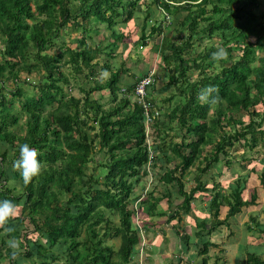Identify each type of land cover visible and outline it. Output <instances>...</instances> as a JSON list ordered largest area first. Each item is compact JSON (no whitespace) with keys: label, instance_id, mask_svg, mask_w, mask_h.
I'll use <instances>...</instances> for the list:
<instances>
[{"label":"trees","instance_id":"1","mask_svg":"<svg viewBox=\"0 0 264 264\" xmlns=\"http://www.w3.org/2000/svg\"><path fill=\"white\" fill-rule=\"evenodd\" d=\"M262 1L0 0V200L18 204L17 214L0 225V264H139V224L147 233L146 221L159 217L162 199L156 198V190L168 200L173 192L181 198L176 209L168 201L166 222H180L199 196L207 197L211 231L205 232V221L195 223L198 241H205L204 233L210 237L224 227L229 231L225 243L238 242L235 223L244 221L246 210L260 203L264 172L249 197L242 177L229 182L228 195L216 185L210 187L203 177L210 170L219 174L222 166L230 169V151L236 146L264 147ZM153 4L167 15V23H149ZM139 21L141 47L154 36L162 37L154 50L168 79L158 88L155 75L147 88L149 120L134 87L150 70L132 85L120 87L127 70L122 65L113 69L109 62L125 39V28L129 23L138 26ZM103 30L109 32L104 38L107 46L94 42ZM70 33L81 37L66 40ZM214 39L219 47L211 43ZM201 43L205 48L194 53ZM219 48L228 56L217 61L212 53ZM103 58L107 59L102 71L109 77L99 82L93 62ZM85 71L88 76H82ZM24 73L40 78L32 85L22 78ZM81 77L93 86L79 87ZM74 84L83 97L73 95ZM29 85L31 93L25 89ZM208 85L218 90L213 93L219 98L216 102L199 99ZM174 91L177 95L164 101L172 109L163 112L155 95ZM96 93L100 99L92 98ZM242 116H248L247 121ZM23 143L38 150L42 164L40 174L28 183L12 166ZM169 160L173 167L167 165ZM158 164V179L147 181L148 171L152 174ZM254 171L253 167L248 174ZM191 174L187 192L184 176ZM256 218L250 215L246 226ZM261 221V228L256 226L263 235ZM8 227L14 230L8 232ZM29 228L32 237L25 231ZM180 230L187 249L191 236ZM12 238L18 249L9 247ZM211 248L226 253L221 244L206 240L199 247L201 264L209 261L205 256ZM247 264L264 261L250 254Z\"/></svg>","mask_w":264,"mask_h":264},{"label":"rangeland","instance_id":"2","mask_svg":"<svg viewBox=\"0 0 264 264\" xmlns=\"http://www.w3.org/2000/svg\"><path fill=\"white\" fill-rule=\"evenodd\" d=\"M262 3H264V1H262ZM263 10L262 8L260 9ZM151 11H153V17H151V21L149 23H162V22H166L168 21L167 15H165L163 13L162 10H160L159 8H157V6L155 4L151 5ZM260 14V13H259ZM141 25V21L138 22V26L133 23H129L128 26L125 28L124 30V40L122 41V43H120L115 51V56L113 57V59H111L109 62L112 66V68L114 69L115 67H118L120 65H122V68L126 69L127 72H123V74L121 75V79H122V83L121 85H125L126 83L128 85H132L135 82V78H137L140 74L142 75L146 70H153L154 75H157L159 77L158 81H156V87L161 88L164 84L167 83L168 79L165 76V73L163 71L160 70L161 64H160V56L155 52V46L159 45L162 41V37H152L149 39V44L147 47H141V44L138 42V37H140V26ZM151 25V24H150ZM122 29V28H121ZM120 31V30H119ZM107 35H109V32H106L105 30L102 31V33L98 36L94 37V42L97 43H102L103 46H107L108 45V41L105 40L104 38L107 37ZM64 37V36H63ZM68 39L66 40H71V39H78L81 37V35L79 33H70L69 36H67ZM104 39V40H103ZM253 39V38H252ZM253 41V40H252ZM68 43V41H67ZM88 43V42H87ZM204 43V42H203ZM199 44L197 46L194 47V53H198V51H202L205 47H209L208 44H214L216 47H219V42L218 40L214 39V42H208L206 43V46L204 48H202V44ZM69 44V43H68ZM76 46V44H73V46ZM126 45L127 48H124V46ZM72 46V47H73ZM74 46V47H75ZM237 53V52H236ZM236 53H234L233 55H236ZM106 59L107 58H103L99 61L96 60V62H93V70L95 71L96 77L95 79L99 82H103L104 80H108L109 74L105 73L102 71V67L106 64ZM108 62V61H107ZM108 62V63H109ZM230 63V61H228V64ZM195 73L192 74V78H196V76H194ZM88 76V71H85L84 74L82 76ZM196 75V74H195ZM22 78H26L27 77V82L32 85H35V83H37V81L40 78V75L38 74H31L30 76H26V74H22L21 75ZM165 76V78H164ZM194 76V77H193ZM79 87L88 89L89 87L93 86L92 83L86 82L82 77L80 78L79 81ZM76 85V89L73 87L72 93L74 96H76L77 98H81L83 97V94L79 93V87L77 84H74L73 86ZM8 89L11 90L13 89V85L11 83H8L7 85ZM25 89H27V91L29 93L32 92V87L31 85L29 86H25ZM66 91L68 93H71L70 91H68L67 88H65ZM157 94V93H156ZM172 94H176L177 93L174 91L173 93H163V94H157L155 95V99L157 100V102L159 103L158 106H160L161 110L163 112L167 110H171L172 107H170V104H165L164 101L168 98H170V96ZM92 98L95 99H100V96L98 93L93 94ZM103 102L106 101V97H104V100L101 99ZM175 100V98H174ZM173 104V103H172ZM17 105V104H16ZM18 106V105H17ZM159 110V109H158ZM252 110V109H251ZM259 110L263 111L262 106H260ZM237 118H240L239 116H236ZM242 120L247 121L248 116H242L241 117ZM25 118L23 117L21 119V121L19 122L20 124L24 123ZM168 140V138L166 139ZM178 141V140H175ZM210 151V147H207L205 149L206 153H209ZM230 161H232V165L230 169H224V166L220 167L221 171L219 172V174L217 173V171L215 170H210V172H208L207 174H205V177H203V181H207L208 184H210V187H212L213 185H216V187L220 190H222V193H225L226 195H228L231 190L229 187V182H236L237 179H241L244 178L247 180V194L249 197V194L254 190L253 186L255 187L256 185H260V175L256 174L255 172H252L250 175L248 174V169L249 167H254L258 170L259 173L263 172L264 170V147H257L253 150H249V149H244L241 147L236 146L235 149H232L230 151ZM173 162H171L170 160L168 161L167 165H169V167H173ZM160 164H158V166L154 169V172L152 171L151 174V170L148 171V178L147 181L152 180L153 178L156 177V179H158L157 177H159L158 175H160L161 172H159V166ZM253 165V166H252ZM246 168V169H245ZM156 175H155V174ZM155 179V178H154ZM184 181H186V186H185V190L188 192L190 190V188L192 187V184H190L191 182H193V174L191 175H186L184 176ZM161 188V186H159ZM149 188V192L151 191L152 187L148 186ZM211 189V188H210ZM154 193H160L156 190V192L154 191ZM247 197V195H246ZM197 202L193 203V210L190 213L189 216H182V226L184 230H189V233H192V231L196 230V226H194V221L195 223L198 224L199 221H204L207 220L206 217L204 219L203 214L201 212V210H205L206 213L210 212L211 210L209 209L208 206V201L209 198L207 199V197H203V196H199ZM197 205V206H194ZM207 208H203V206H206ZM196 207L198 209H202L198 211L197 214H199V216L192 217L194 216L195 212H196ZM259 207H254L252 208V211H249L248 209L245 212V216H247V218H244V221L242 220H238L239 223L237 225V223H235V227H237V229H239V233H240V237L239 240L240 243L243 245V247H241L238 245H231L229 246V244L225 243L226 242V236L229 234V231L226 230L224 227H218L217 229L213 230L215 234L213 236V243L221 244V246L226 250V253L224 254H220L218 252L219 249L216 248H211V253L210 255H206L205 257L208 259L209 258V263L210 264H230L229 259H236V261L240 260L241 264H244L245 262V254L247 253V246L245 245L244 241H247V243H250V240L254 241L255 239V235L257 234H251L250 229H254L255 224L254 223H249V225L246 226V221L248 219V217L250 215H252L253 213H255L256 215L259 212ZM262 209H264V203L262 206ZM173 215V214H172ZM172 215H169L170 217H172ZM211 215V214H210ZM204 219V220H203ZM219 219V218H218ZM152 222L147 221L146 225L151 226L152 224H154L155 222H158L159 219L158 218H153L151 219ZM211 220V218H210ZM205 221L206 223V228L209 231H211V221ZM178 224V222H177ZM154 225H157L154 224ZM139 232H140V236H139V245L136 246V248L142 252V255H140L139 258V264H145L146 263V259L151 257L152 253L150 251L149 248V244H148V240L150 239V234L147 232L145 233L143 231L142 226L139 224ZM166 227V226H165ZM232 227H234V225H232ZM159 229L155 227L154 230H152L150 233H153ZM26 233H28L29 237H32V230L31 228H29L28 230H25ZM4 235V233H3ZM234 235V234H233ZM222 236V237H221ZM237 235H235L236 237ZM258 236V235H257ZM235 237L230 238L232 241L235 239ZM152 240V239H151ZM150 240V241H151ZM229 241L228 242H232ZM115 245H118V241L117 240H113ZM229 246V247H228ZM192 247V246H191ZM200 246L197 247H192V249L190 250V252H186L185 254V258H189V260L192 262H199L200 263V259L203 258L201 255L197 256V250ZM185 249V248H184ZM190 247L187 250H189ZM257 251L259 250V248H256ZM150 251V252H149ZM249 253H251L249 251ZM147 254V255H146ZM201 256V257H200ZM195 257H200L198 260L196 259L195 261ZM232 257V258H231ZM217 259V260H216ZM163 260V259H162ZM29 262V261H28ZM30 263V262H29ZM64 262H62L61 264H63ZM150 262L147 261L146 264H149ZM31 264V263H30Z\"/></svg>","mask_w":264,"mask_h":264},{"label":"crops","instance_id":"3","mask_svg":"<svg viewBox=\"0 0 264 264\" xmlns=\"http://www.w3.org/2000/svg\"><path fill=\"white\" fill-rule=\"evenodd\" d=\"M262 163H264V162H262ZM252 168L253 167H249L248 170H251ZM254 170H255L254 172L256 174H259V175H261L264 172V170H263V172L259 173L258 170L255 168V166H254ZM155 196H156V198L159 197L160 199H162V201L160 202V204L158 206L159 217H153L154 219L155 218L159 219L158 222L154 223V224L157 223V225H154V224H152L151 226L148 225V227L150 228V230L148 232L150 234L149 235L150 239L148 240V244H149V248L151 247L150 251L152 253H150L151 257L146 259V263L148 261V262H150L149 264H201L202 258L200 259V263L199 262H193V261L191 262L189 260V258H187V259L185 258V254L188 251L190 252L192 247H197L198 243L201 245L200 247H202V244L204 242H206V240L210 239V241L213 242L212 241L213 236L215 234H217V231H216V233L213 232L210 237H209V235L204 233L206 235V237H204L205 241H202V243H200L198 241V239L196 238V236H195V234L199 231L198 228H196V230L192 231V233H189L188 232L189 230H184L183 229L181 220H180V222L177 221V220H173L171 222L170 221L166 222V217H163L165 213L169 214V212H168V204H167L168 201L173 203L172 209H176L175 205L180 203V201H181L180 199L181 198L178 197L177 195H175V192H173V194L171 195V198L169 200L166 199V198H162V194L161 193H156ZM259 201H260V203L258 205L255 204V205L251 206V208L249 209V211H252V208L259 207L258 208L259 209L258 214L257 215L255 214L257 212L252 214V216L257 217L256 218V222H254L255 227L252 230L250 229V231H251L250 233L251 234H257L258 236L255 235L254 236L255 237L254 241L250 240V243L249 242L247 243V241H244L245 242L244 244L248 245L247 246V253L245 254V256H246L245 259L246 260H245L244 264H247L248 255H250V254H255L256 256L260 257L261 261H264V236H263L264 233H263V235H261L262 234L260 232L261 230L258 229L257 226H256L257 223H258V225H260V228H261V226L263 224L261 220H264V209H262V206H263V203H264V195L263 194L261 195V197H259ZM193 203L191 205V212L193 210ZM194 206H197V205H194ZM203 208H207V205L203 206ZM201 209H202V207H201ZM201 209H198L196 207V212H195L194 216H192V217L196 218V216H199V214H197V213ZM201 212L204 213L203 214L204 219H205V217L207 219V220H204V219L203 220L204 221H209L210 220L209 212L206 213L205 210L204 211L201 210ZM160 215H162V216H160ZM153 218H149L147 221L152 222L151 219H153ZM147 221H146V223H147ZM177 222H178V224H177ZM199 222H201V221H199ZM194 226H196L195 221H194ZM206 226H205V228H206ZM155 227L158 228L159 231L156 230L154 232V234L150 233L152 230L155 229ZM179 229H182V230H180L181 232L185 231L189 236H191V241H190V245H189L190 249L187 250V251H186L187 245L186 244L184 245L185 242H182V240L179 238L180 236H178L177 230H179ZM208 231H209V228H208V230L205 229V232H208ZM151 239H154V240H151ZM238 240H239V238H238ZM240 241H238L237 243L235 242L234 245L240 246V249H241V247H243V245L240 243ZM256 248H259V250L257 251ZM137 251H139V250L137 249ZM249 251L251 253H249ZM218 252H219V250H218ZM198 253H199V248L197 250V256L199 255ZM210 253H211V250L209 251L208 256L210 255ZM201 256L203 257V255H201ZM199 258L195 257V261H196V259L198 260ZM229 262H230V264H241V263H243L240 260L236 261L235 258L234 259L233 258L229 259ZM207 264H210L209 261L207 262ZM214 264H216V263H214ZM218 264H220V263H218Z\"/></svg>","mask_w":264,"mask_h":264},{"label":"clouds","instance_id":"4","mask_svg":"<svg viewBox=\"0 0 264 264\" xmlns=\"http://www.w3.org/2000/svg\"><path fill=\"white\" fill-rule=\"evenodd\" d=\"M228 56V52L224 48H219L216 52L212 53V57L219 61ZM218 90L213 85L204 87L199 93V99L202 102H216L219 98L214 96ZM38 150L31 147L28 143H23L19 148V156L13 162V168L19 170L25 183L32 180L33 177L40 174L42 169L41 161L38 159ZM18 204L10 199L0 200V225L8 224L9 220L17 214ZM8 232H12L14 229L8 227ZM8 245L12 249H18L19 244L15 238L9 239ZM139 255V251L137 252ZM17 252L13 251L12 257L15 259ZM140 257H138L139 259Z\"/></svg>","mask_w":264,"mask_h":264},{"label":"built area","instance_id":"5","mask_svg":"<svg viewBox=\"0 0 264 264\" xmlns=\"http://www.w3.org/2000/svg\"><path fill=\"white\" fill-rule=\"evenodd\" d=\"M154 71L150 70V72L143 76L138 82H136L134 87V96L136 97L139 104L142 105L145 115L148 118V113L150 109V105L145 102V97L147 96V88L155 81L154 80ZM152 152L150 151L149 157H152ZM142 255V252H139V256Z\"/></svg>","mask_w":264,"mask_h":264}]
</instances>
